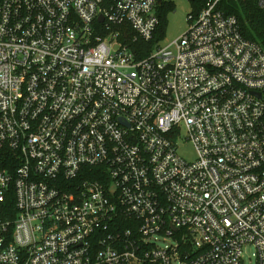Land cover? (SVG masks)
Listing matches in <instances>:
<instances>
[{"label":"built area","instance_id":"2783aa9c","mask_svg":"<svg viewBox=\"0 0 264 264\" xmlns=\"http://www.w3.org/2000/svg\"><path fill=\"white\" fill-rule=\"evenodd\" d=\"M217 1L138 59L157 0H0V264H264V48Z\"/></svg>","mask_w":264,"mask_h":264},{"label":"trees","instance_id":"16d2710c","mask_svg":"<svg viewBox=\"0 0 264 264\" xmlns=\"http://www.w3.org/2000/svg\"><path fill=\"white\" fill-rule=\"evenodd\" d=\"M190 4L189 14L199 13L207 2L214 0H188ZM216 8L226 15H233L237 19L241 34L252 41L258 42L264 48V8L258 5L257 0H218ZM156 15L158 24L155 28L152 39L145 41L137 38L131 43V49L136 53V57L146 56L165 34L167 15L174 10V3L171 0H162L156 5ZM130 35L133 32L130 31ZM9 156L6 152H0V165L8 166ZM11 202V201H10Z\"/></svg>","mask_w":264,"mask_h":264},{"label":"rangeland","instance_id":"374dc122","mask_svg":"<svg viewBox=\"0 0 264 264\" xmlns=\"http://www.w3.org/2000/svg\"><path fill=\"white\" fill-rule=\"evenodd\" d=\"M174 3V10L167 15L165 25V34L162 40L157 44L164 46L182 35L189 26L190 4L188 0H171ZM178 153L187 160L195 158L196 152L194 147L188 142H182L177 147ZM253 249L251 246L243 248L244 264H253Z\"/></svg>","mask_w":264,"mask_h":264},{"label":"water","instance_id":"95a60500","mask_svg":"<svg viewBox=\"0 0 264 264\" xmlns=\"http://www.w3.org/2000/svg\"><path fill=\"white\" fill-rule=\"evenodd\" d=\"M162 0H157V4H161ZM99 20H102V17H99Z\"/></svg>","mask_w":264,"mask_h":264}]
</instances>
